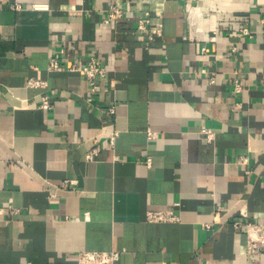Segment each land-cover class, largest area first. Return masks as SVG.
I'll return each instance as SVG.
<instances>
[{
  "label": "crops",
  "instance_id": "obj_1",
  "mask_svg": "<svg viewBox=\"0 0 264 264\" xmlns=\"http://www.w3.org/2000/svg\"><path fill=\"white\" fill-rule=\"evenodd\" d=\"M16 1L0 0V264H76L85 249L264 264L232 226L242 210L264 222V0H119L111 24L112 0ZM146 12L153 39L136 30ZM90 57L107 65L93 94L66 69ZM158 209L175 219L146 220Z\"/></svg>",
  "mask_w": 264,
  "mask_h": 264
},
{
  "label": "built area",
  "instance_id": "obj_2",
  "mask_svg": "<svg viewBox=\"0 0 264 264\" xmlns=\"http://www.w3.org/2000/svg\"><path fill=\"white\" fill-rule=\"evenodd\" d=\"M119 0H112V2L105 8V14L103 18L104 23H114L119 21L123 16V8L119 5ZM8 6L14 9L22 8V5L16 0H5ZM33 8H42V5L33 4ZM148 12L145 15L140 16L136 19V30L147 36L148 39H153L155 36L160 35L159 23H152L148 17ZM240 33L243 36H249L250 31L247 26L240 28ZM202 50H206L205 47ZM235 50V47H232ZM62 67L59 64L58 58L50 60L47 65V70L50 72L60 70ZM67 70L78 71L84 74L89 84V92L96 93L99 85L96 81L97 78L105 77L107 73V65L100 63L95 57H90L86 60V63L80 67L77 65H71ZM213 81V78H210ZM233 84L234 91H240L242 89L241 83L237 78L231 80ZM27 86L36 88H45L47 86L46 80L40 78L39 76L29 77L27 79ZM51 106L49 102V96L43 95L39 103V107L49 108ZM112 113L113 110L110 109ZM200 133L204 136L207 141H212L214 139V132L205 126L200 128ZM148 136H153V132L148 130ZM96 149H92L87 153V157H91L95 153ZM246 157H240L238 162H246ZM149 159H146V163ZM11 212H16V208L11 205L8 206ZM215 216H218L219 210L214 212ZM175 216L172 215L169 210L158 209V210H148L146 212V220L153 221H171L174 220ZM232 226L235 230L243 228L246 234L245 251L249 254H264V222L256 221L248 218V215L243 210L239 212L236 219L233 221ZM120 257V252L117 250H90L85 249L78 252L76 257V264H115Z\"/></svg>",
  "mask_w": 264,
  "mask_h": 264
}]
</instances>
